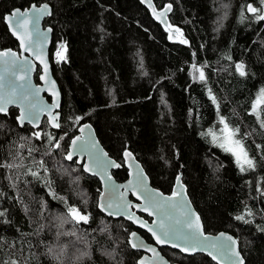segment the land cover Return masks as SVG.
<instances>
[{
    "label": "trees",
    "instance_id": "obj_1",
    "mask_svg": "<svg viewBox=\"0 0 264 264\" xmlns=\"http://www.w3.org/2000/svg\"><path fill=\"white\" fill-rule=\"evenodd\" d=\"M152 1L157 9L171 5L168 19L181 31L179 42H171L141 0H0V50L18 49L5 14L32 3L52 6L45 25L53 28L50 60L62 93L58 130L46 119L37 130L20 127L14 108L0 114V165H17L0 166V211L6 210L0 264H138L142 253L128 241L137 229L103 214L100 181L65 158L86 122L122 165L113 171L118 181L128 177L125 150L164 193L181 172L205 232L231 233L245 264H264V103L256 104L264 89V20L257 18L264 4ZM250 4L260 11L249 13ZM62 43L65 56L55 59ZM193 64L203 67L204 80L192 78ZM233 141L254 167L227 150ZM70 208L89 213L87 223L74 219ZM161 251L171 262L216 264L205 254Z\"/></svg>",
    "mask_w": 264,
    "mask_h": 264
},
{
    "label": "water",
    "instance_id": "obj_2",
    "mask_svg": "<svg viewBox=\"0 0 264 264\" xmlns=\"http://www.w3.org/2000/svg\"><path fill=\"white\" fill-rule=\"evenodd\" d=\"M144 6L150 11L152 18L161 24L163 28L169 33V38L171 42H179L180 29L174 28L170 25L168 15L170 14L172 8L169 11H165L169 5H166L162 9H157L152 0H141ZM47 5V14H38L40 9H43ZM151 5V6H150ZM252 5V4H250ZM19 10L23 13H28L27 19L25 21V27L31 35V40L26 41L27 50L22 47L21 40L18 38L24 34L23 29L17 26V18L12 14ZM161 13H164L161 15ZM251 13V12H249ZM53 15V8L47 2L36 4L32 3L30 6L21 9L14 8L9 13L5 14L4 22L8 28L9 33L18 42V49L4 48L0 50V54L9 52L15 55L2 56L0 55V97H4L5 100L8 98V94L15 90L16 96L14 99L15 103H7L6 113H0L2 115H7L10 109L14 108L18 110L16 121L20 127L29 125L33 129L37 130L42 126L44 119L47 120L49 126L58 130L59 128L53 127V122L51 117L56 116V123H61V108H62V93L57 80L53 75L52 64L50 60L51 47L53 44V28L49 25H45L48 18ZM12 17V23L9 24L6 17ZM13 28H16V33L13 32ZM178 30V31H177ZM66 47L65 44H60L56 50L54 57L55 59L62 58L65 56ZM61 55L58 57L57 53ZM40 68L39 82L35 80V74ZM27 91L30 94L31 103L35 104V109L33 111L37 115L38 119L33 122L25 120L21 125L18 122V117L22 114L27 113V102L21 103L19 99V94L23 91ZM56 95H53V93ZM58 107H53L57 105ZM22 107L24 112H22ZM49 109L51 112H49ZM90 126V127H88ZM84 128L81 131V128ZM76 137H80L77 142L76 147L72 146V140ZM95 142V148H91L92 142ZM85 142L87 144L85 145ZM81 145H85L89 151H81ZM131 153V157H126L125 152ZM71 153L73 158L68 160L66 157ZM107 154L106 156L104 154ZM68 162L76 160L79 166H82L84 172L90 176L96 177L101 183V193L98 198V208L99 210L108 217L114 219H124L130 222L137 230L147 233L152 242H149L145 237L137 230L132 231L129 234V245L135 250L141 252V256L138 258L137 263L141 264H181L179 262H171L161 251L162 248H169L180 252L186 256H192L196 254H205L216 264H235L236 258L229 259L228 253H223L219 249L207 248L198 249L195 252H183L179 247H173L171 243L169 244H157L152 234L148 231L149 227L157 228L160 220L163 218L161 210L150 206V201L148 199L149 195L155 196L160 199V195L164 200L171 198V203L165 206V211L168 215L172 216V221L169 223H174L175 220H183L185 213L190 209L193 214V219L196 216L199 217V223L202 225L203 235L210 238V242H216L217 244L228 242L227 238L231 237L235 241L234 250L239 252L240 257L243 259V264H245V259L241 253L239 242L237 238L229 232L220 231L216 234L206 233L203 225L202 218L200 214L195 209L189 195L187 192L186 185L182 181V173L176 175L175 181L172 187L171 193H164L162 190L154 187L151 184V180L146 173L143 165L136 159L135 155L129 151L125 150L123 153L124 166L127 169L128 177L126 180L120 182L113 176V171L118 170L122 165L113 159L109 153L102 146L98 139L97 133L92 126V124L86 122L78 127V133L71 139L69 143L68 152L65 156ZM106 161L112 160L120 167H103L97 166V160ZM86 169H91L87 171ZM110 177V179H109ZM143 178V179H141ZM135 185L136 187H132ZM146 189V190H145ZM112 204L111 208L107 205ZM175 205L174 207L172 205ZM103 205V207H102ZM117 205L120 207L117 208ZM148 208L145 211V208ZM112 212L113 215H109ZM153 214H149V213ZM89 216V213L83 214ZM148 217L149 219H146ZM89 219V217H88ZM158 230V229H157ZM135 233V236H132ZM220 238L219 241L216 238ZM143 242L145 247L143 248H133V243ZM172 243L183 245V241L174 240ZM149 247L155 248L157 253L162 258V261L158 262L153 253L148 250ZM209 252L212 255H209ZM213 256L216 258L214 259Z\"/></svg>",
    "mask_w": 264,
    "mask_h": 264
},
{
    "label": "snow or ice",
    "instance_id": "obj_3",
    "mask_svg": "<svg viewBox=\"0 0 264 264\" xmlns=\"http://www.w3.org/2000/svg\"><path fill=\"white\" fill-rule=\"evenodd\" d=\"M261 3L264 4V0H261ZM170 9H171V5H169L165 11H169ZM247 11L251 12L253 14H257L260 10L256 7H253L252 5H248ZM47 13H48V9H47V5H45L43 9L39 10L37 15L47 14ZM163 14L164 13H161V15H163ZM12 15L17 18V20H16L17 26L19 28L23 29L24 34L22 36H19L18 38L21 40L22 47H25V49L27 50V45L25 42L28 40H31V35L28 32L27 28L25 27V21L27 19L28 13H23V12H20L19 10H16V12L13 13ZM257 18L264 20V15H258ZM6 19L8 20L9 24L11 25L12 17L9 16V17H6ZM13 32L16 33V28H13ZM182 42L187 43V41H182ZM0 55H2V56L13 55L14 56L15 54L5 52V53H2ZM60 55L61 54L58 52L57 56L59 57ZM236 67H237V70L240 72L241 76L246 75V73L244 71V66L242 64H238ZM193 68L196 69V66L193 65ZM196 71L199 72V79L204 80L205 77H204L203 69H196ZM53 95H56V93L54 92ZM15 96H16V92H15V90H13L12 92H10L8 94L7 100H5L4 97H0V113H6V111H7L6 104L7 103H15L16 102V100L14 99ZM19 99H20L22 104L27 102L28 108H27L26 114H22L18 117V122L22 125L25 120H28L29 122H33L34 120L38 119L37 115L33 111V109H35L36 106L34 103H31L30 94L25 90L19 94ZM214 99L215 98L213 97V100ZM261 103H264V89L261 90V95L257 100L258 105ZM53 107H58V104L53 105ZM21 110H22V112H24L23 107ZM49 112H51L50 109H49ZM51 119L53 122V127L59 128L60 124L56 123L57 117L52 116ZM81 119H83V117H77V120H81ZM262 126H264V123H262ZM88 127H90V126H88ZM80 130L83 131L84 128L82 127ZM238 131H239L238 129L234 130V132H232V135H234L235 132H238ZM34 135L37 138L40 137V133H34ZM49 139L51 141V140L56 139V138L55 137H49ZM228 139L231 140V136ZM79 140H80V137L74 138L72 140V146L76 147L77 142ZM233 142L236 144H239V141H233ZM86 144H87V142H85V145ZM85 145H81V151L87 150V151H89V154H91L90 149L86 148ZM59 146L60 145L57 142L55 144V147L59 148ZM221 146L223 147V145H221ZM91 148H95V142L94 141L91 144ZM227 150L232 151V149H230V148ZM104 155L106 156L107 154L105 153ZM125 156L131 157V153L126 151ZM245 156H246V153H245ZM66 158L68 160H72L73 156L71 153H69ZM245 162L248 164L249 167H254L251 159H246ZM0 166L12 168V167H16L17 165L5 164V165H0ZM97 166L103 167L104 169H106L107 167H120V165L116 164L115 161H112V160L101 161L99 159L97 160ZM86 170L91 171V169H86ZM31 174L33 176L38 175V173H36V172H32ZM109 179H110V177H109ZM141 179H143V178H141ZM132 187L134 188L136 186L132 185ZM159 195H160V199H157L155 196H152L151 194L148 197V199L150 201V206L160 209L161 214L163 216V218L160 220L159 224L157 225V228H152V227L148 228V231L152 234V236L154 237L157 244H169V243H171L173 247H179V248H181V251H183V252H195L198 249H205L206 250L207 248L211 247L214 249L221 250L222 254L228 253L229 259H232L233 257L236 258L235 264H243V259L240 257L239 252L234 250V245L236 242L233 241L231 237L227 238L228 242H223L220 244H217L216 242H210V238L203 235L202 225L199 223V217L196 216L195 219H193V214L191 213L190 209L185 213L183 220H175L174 223H169L170 221H172L173 218H172V216L168 215V213L165 211V206L171 203V198H169L168 200H164L162 197V194H159ZM172 206L174 207L175 205L173 204ZM102 207H103V205H102ZM107 207L111 208L112 204H108ZM119 207L120 206L117 205V208H119ZM144 210L147 211L148 208L146 207ZM5 211H0V216H4ZM69 211L73 214L74 219H76L77 221H84L85 223H87V221H88L87 215L80 214L79 210L75 209V208H70ZM149 214H153V213L150 212ZM249 214L251 215V213H249ZM109 215H113V213L109 212ZM237 219H244V217H242V216L237 217ZM5 222H7V221H5ZM132 236L134 237L135 233H132ZM219 239H220L219 237L216 238L217 241H219ZM174 240L183 241V245L172 243V241H174ZM132 247L133 248H143V247H145V245L141 241L139 243H133ZM148 250L153 253V256L155 257V259L158 262L162 261V258L159 256V254L157 253V250L155 248L149 247ZM209 255H212V253L209 252ZM213 258L215 259L216 257L213 256ZM12 264H15V262H12ZM141 264H144V262L142 261ZM163 264H166V262H163Z\"/></svg>",
    "mask_w": 264,
    "mask_h": 264
},
{
    "label": "rangeland",
    "instance_id": "obj_4",
    "mask_svg": "<svg viewBox=\"0 0 264 264\" xmlns=\"http://www.w3.org/2000/svg\"><path fill=\"white\" fill-rule=\"evenodd\" d=\"M193 65L196 66V69H202L203 68L197 64H193ZM193 65L191 66V70H190L191 76L193 79H199V72L193 68ZM256 104H257V101H256ZM228 146L230 149L235 151L234 155L237 157V159H240V162H244L246 160L244 153H242V151L239 148L235 147L236 146L235 143L228 142ZM61 223L63 224V226L65 228L72 230L73 224L70 221H68L67 219H65L64 217L61 218ZM75 232H76V230H75Z\"/></svg>",
    "mask_w": 264,
    "mask_h": 264
}]
</instances>
